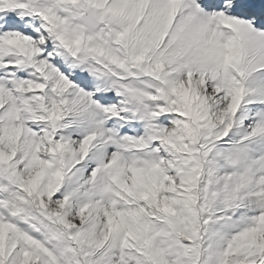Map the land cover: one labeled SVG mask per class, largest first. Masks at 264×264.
<instances>
[{"label":"snow or ice","instance_id":"1","mask_svg":"<svg viewBox=\"0 0 264 264\" xmlns=\"http://www.w3.org/2000/svg\"><path fill=\"white\" fill-rule=\"evenodd\" d=\"M0 264H264V0H0Z\"/></svg>","mask_w":264,"mask_h":264}]
</instances>
